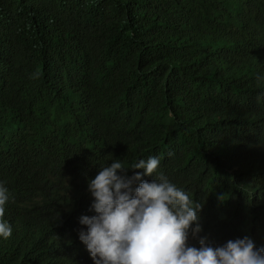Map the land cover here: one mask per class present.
Masks as SVG:
<instances>
[{"label": "trees", "instance_id": "obj_1", "mask_svg": "<svg viewBox=\"0 0 264 264\" xmlns=\"http://www.w3.org/2000/svg\"><path fill=\"white\" fill-rule=\"evenodd\" d=\"M150 156L199 237L264 247V0H0V264H94L89 179Z\"/></svg>", "mask_w": 264, "mask_h": 264}, {"label": "clouds", "instance_id": "obj_2", "mask_svg": "<svg viewBox=\"0 0 264 264\" xmlns=\"http://www.w3.org/2000/svg\"><path fill=\"white\" fill-rule=\"evenodd\" d=\"M161 159L150 156L125 167L116 158L89 179L93 198L89 211L95 214L80 217L84 227L78 235L94 264H264V247H257L249 236L221 245L199 237L203 206L193 207L183 189L157 173ZM129 168L143 172L129 177ZM144 176L155 178L148 181ZM10 201V191L0 181L3 240L13 235L11 222L4 218ZM190 238H199V246L192 245Z\"/></svg>", "mask_w": 264, "mask_h": 264}]
</instances>
